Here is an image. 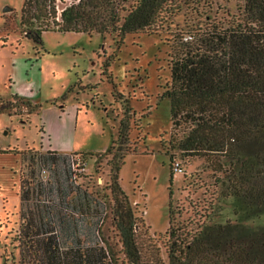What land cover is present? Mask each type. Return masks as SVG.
Wrapping results in <instances>:
<instances>
[{
	"label": "trees",
	"instance_id": "obj_1",
	"mask_svg": "<svg viewBox=\"0 0 264 264\" xmlns=\"http://www.w3.org/2000/svg\"><path fill=\"white\" fill-rule=\"evenodd\" d=\"M167 1L133 0L127 6L129 0H70L60 9L57 0H25L21 24L37 43H43L48 30L122 38L155 26ZM245 3L242 17L181 35L173 46L171 84L164 93L171 101L169 149L209 161L215 185L221 187L218 201L197 203L193 215L183 218L184 208L176 211L172 204L170 186L166 239L162 247L151 243L145 251L139 233L143 218L119 182L130 152V146H122L129 143L131 129L124 115L117 139L102 151L113 156V180L95 184L99 189L78 182L75 172L86 162L74 155L93 152H21L50 178L40 183L21 179V222L14 238L19 258L16 262L14 252L5 248L4 264H264V0ZM14 97L20 104L2 103L0 110L19 108L21 113L22 105L29 113L40 110V104ZM168 154L172 181L175 171H184ZM220 200L231 202L232 216L224 218ZM109 227L115 242L105 235Z\"/></svg>",
	"mask_w": 264,
	"mask_h": 264
},
{
	"label": "rangeland",
	"instance_id": "obj_2",
	"mask_svg": "<svg viewBox=\"0 0 264 264\" xmlns=\"http://www.w3.org/2000/svg\"><path fill=\"white\" fill-rule=\"evenodd\" d=\"M24 1L0 0V105L20 104L14 97L19 96L41 107L32 113L24 105L21 113L19 108L17 113L0 110V264L5 248L8 254L14 252L16 262L19 258L14 238L21 222V179L40 183L50 178L33 157L22 159L21 152L29 156L49 147L93 152L74 155L86 162L84 170L75 172L78 182L99 189L95 184L105 186L113 180V156L103 152L117 139L124 115L131 129L129 143L122 146H130V152L119 182L143 218L139 233L145 251L151 243L162 247L171 198L176 211L184 208L187 218L193 215V205L217 202L221 190L207 159L185 158L177 149H169L171 101L164 93L171 84L173 46L181 35L189 36L191 28L242 17L246 0H168L155 26L122 38L117 33L48 30L43 43L24 31ZM57 2L62 9L70 0ZM8 6L12 10L5 11ZM168 153L175 155L174 163L179 162L184 171H175L172 181ZM220 201L226 208L224 218L232 216L231 202ZM109 229L105 235L114 240Z\"/></svg>",
	"mask_w": 264,
	"mask_h": 264
},
{
	"label": "crops",
	"instance_id": "obj_3",
	"mask_svg": "<svg viewBox=\"0 0 264 264\" xmlns=\"http://www.w3.org/2000/svg\"><path fill=\"white\" fill-rule=\"evenodd\" d=\"M48 150H56V151H59V152H67V153L73 152V151H70V150H59V149H55V148H52V147H49L48 149L44 150V152L48 151Z\"/></svg>",
	"mask_w": 264,
	"mask_h": 264
},
{
	"label": "water",
	"instance_id": "obj_4",
	"mask_svg": "<svg viewBox=\"0 0 264 264\" xmlns=\"http://www.w3.org/2000/svg\"><path fill=\"white\" fill-rule=\"evenodd\" d=\"M10 10H12V8L9 6L5 8V11H10Z\"/></svg>",
	"mask_w": 264,
	"mask_h": 264
}]
</instances>
